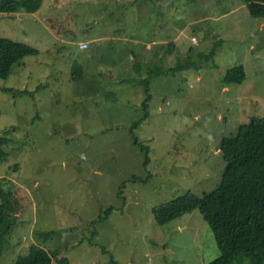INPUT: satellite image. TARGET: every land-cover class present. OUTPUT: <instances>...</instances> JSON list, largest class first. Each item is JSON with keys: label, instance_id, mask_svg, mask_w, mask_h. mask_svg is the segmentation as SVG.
<instances>
[{"label": "rangeland", "instance_id": "374dc122", "mask_svg": "<svg viewBox=\"0 0 264 264\" xmlns=\"http://www.w3.org/2000/svg\"><path fill=\"white\" fill-rule=\"evenodd\" d=\"M0 36L38 49L0 79V188L20 210L0 264L34 243L66 260L53 264L215 260L198 209L164 225L152 209L211 191L222 139L264 118V18L242 0H44L35 13H0ZM238 65L245 82L226 85ZM145 79L149 118L134 135L149 147L148 167L131 132L145 114ZM23 89L34 96L10 93Z\"/></svg>", "mask_w": 264, "mask_h": 264}, {"label": "trees", "instance_id": "16d2710c", "mask_svg": "<svg viewBox=\"0 0 264 264\" xmlns=\"http://www.w3.org/2000/svg\"><path fill=\"white\" fill-rule=\"evenodd\" d=\"M242 1L251 16L264 18V0ZM43 2L44 0H1L0 13H35L41 9ZM215 50L214 47L207 60L214 57ZM37 53L38 49L31 45L0 36V79H7L13 68L24 58L36 56ZM169 70L176 71L175 68ZM177 71L180 69L177 68ZM149 73L159 76L163 72L153 69ZM246 77L245 67L238 65L226 71L223 81L226 85H238L245 82ZM143 82L147 92L142 105L145 114L133 124L131 132L134 145L145 156L144 166L148 167L149 147L138 143L134 135L142 120L149 118V80L145 79ZM10 93L13 97L34 96V92L26 89L10 90ZM7 143V138L0 137V164L6 159L3 148ZM220 153L225 167L220 182L211 191L201 196L188 192L158 204L152 209L153 216L158 224L164 225L198 209L210 226L220 253L209 264H264V118L254 116L249 123L241 125L235 135L224 137ZM134 179L136 180L135 177ZM0 200L1 252L7 236L18 222L20 210L16 196L2 188ZM111 209L108 208L106 213ZM53 234L55 231L40 232L43 239H50ZM55 257V253L51 254L43 245L34 243L27 254L18 256L15 264H53L54 260L66 262L64 259L56 260ZM109 264L118 263L111 259Z\"/></svg>", "mask_w": 264, "mask_h": 264}, {"label": "built area", "instance_id": "2783aa9c", "mask_svg": "<svg viewBox=\"0 0 264 264\" xmlns=\"http://www.w3.org/2000/svg\"><path fill=\"white\" fill-rule=\"evenodd\" d=\"M195 40L197 41V38L195 37ZM88 44L87 43H81L80 48H87Z\"/></svg>", "mask_w": 264, "mask_h": 264}, {"label": "crops", "instance_id": "0c3cea01", "mask_svg": "<svg viewBox=\"0 0 264 264\" xmlns=\"http://www.w3.org/2000/svg\"><path fill=\"white\" fill-rule=\"evenodd\" d=\"M8 14H12V13H8ZM83 42H87V41H83ZM88 43V42H87ZM89 47V46H88Z\"/></svg>", "mask_w": 264, "mask_h": 264}]
</instances>
